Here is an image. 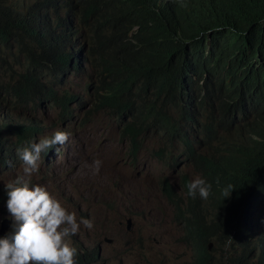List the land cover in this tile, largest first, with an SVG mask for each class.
Returning <instances> with one entry per match:
<instances>
[{"label":"trees","instance_id":"16d2710c","mask_svg":"<svg viewBox=\"0 0 264 264\" xmlns=\"http://www.w3.org/2000/svg\"><path fill=\"white\" fill-rule=\"evenodd\" d=\"M83 67L86 99L64 85ZM46 102L111 111L132 158L149 129L178 139L186 153L170 166L185 169L158 188L193 254L183 264H264L253 232L264 230V0H0V167L42 137L33 112ZM199 104L204 121L181 135L171 112ZM193 175L211 184L207 199L187 195ZM77 249L76 264L100 258Z\"/></svg>","mask_w":264,"mask_h":264},{"label":"rangeland","instance_id":"374dc122","mask_svg":"<svg viewBox=\"0 0 264 264\" xmlns=\"http://www.w3.org/2000/svg\"><path fill=\"white\" fill-rule=\"evenodd\" d=\"M6 59L11 64V58ZM9 72L4 69L1 79L5 80V73ZM88 80V72L83 67L70 73L64 79V85L86 99ZM85 109H88L87 104ZM41 115L42 111H37L34 119L38 120ZM117 122L118 118L111 111L98 109L90 114L86 124L69 126L71 135L67 142L57 145L59 151L53 150L46 160L42 156L40 171L33 177V183L46 186L69 211H75L78 218L93 221L91 230L81 225L80 231L70 238L76 249L96 245L100 258L92 264L189 262L193 257L192 251L182 241V228L171 216L174 203L164 198L158 188L160 173L171 176L185 169V166L162 169L174 152L181 149L161 130L149 129L142 136L136 158L131 163L126 157V141L118 139L120 127ZM163 147L161 161L151 156ZM96 159L102 161V165L94 174L92 166ZM20 163L0 167L1 190H5L4 185L15 178ZM2 198L0 220L3 216L10 217L8 198ZM12 223L11 220L4 235L11 234ZM127 224L129 228H126ZM219 255V251L214 253L221 259ZM239 255L237 253L233 261ZM217 261L214 259L212 264H230Z\"/></svg>","mask_w":264,"mask_h":264},{"label":"clouds","instance_id":"9594fccd","mask_svg":"<svg viewBox=\"0 0 264 264\" xmlns=\"http://www.w3.org/2000/svg\"><path fill=\"white\" fill-rule=\"evenodd\" d=\"M58 89V91L62 90V83ZM199 105L185 107L181 110L175 108L171 112L181 126L179 130L181 135L186 134L191 137L195 134L189 124L191 117L195 116L199 121H204L206 111L203 108L205 106L203 104ZM71 106L74 108L75 113L83 116L81 123L86 124L90 114L89 116L83 114L81 109H78L75 105L60 108L46 102L33 113L34 116L37 111H42L41 117L37 120L42 125L40 131L42 137L39 138L38 142L25 144L16 150L18 159L21 161L19 172L14 179L4 185L7 189V209L11 219L8 216L3 217H8L10 224L12 220V232L10 235L0 237V264H76L78 253L70 238L80 231L81 225L89 230L94 226L92 220L78 218L75 211H69L67 206L54 196L46 186L33 183V177L38 175L40 171L42 154L52 149L54 152H58L57 145L61 146L66 143L71 135L68 127L80 124V120L75 117L74 112L73 116L70 117ZM49 114L51 116H48ZM117 125L120 127L118 123ZM147 131L138 137L134 158L129 154L128 139L121 137L119 133L118 139L125 140L127 143L126 157L131 163L134 162L140 147V140ZM163 133L167 139H173L175 146H178L181 150L174 152V156L169 158L162 169H178L183 165L182 163L175 168L170 165L183 159L186 151L178 139L168 137L165 132ZM163 152L164 147L158 149L151 156L161 161ZM101 165L102 161L99 159L93 161L92 171L94 174L99 172ZM162 174L164 173H160L158 178ZM232 189L229 186V189L225 191V197L230 195ZM197 193L202 199H207L211 193V184L202 177L193 175V180L188 184L187 195L195 198ZM253 232L264 243V230L254 229ZM181 239L189 246L183 237ZM207 246H210V242Z\"/></svg>","mask_w":264,"mask_h":264},{"label":"water","instance_id":"95a60500","mask_svg":"<svg viewBox=\"0 0 264 264\" xmlns=\"http://www.w3.org/2000/svg\"><path fill=\"white\" fill-rule=\"evenodd\" d=\"M9 226H10V219L8 217L1 218V220H0V235L4 234ZM126 228H129L128 224L126 225Z\"/></svg>","mask_w":264,"mask_h":264}]
</instances>
